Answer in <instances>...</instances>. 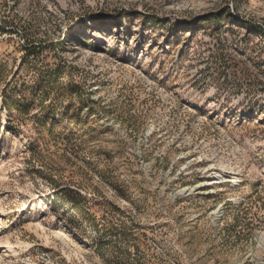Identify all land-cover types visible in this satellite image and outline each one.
I'll use <instances>...</instances> for the list:
<instances>
[{"label":"rangeland","instance_id":"374dc122","mask_svg":"<svg viewBox=\"0 0 264 264\" xmlns=\"http://www.w3.org/2000/svg\"><path fill=\"white\" fill-rule=\"evenodd\" d=\"M3 15L0 264H264V0Z\"/></svg>","mask_w":264,"mask_h":264},{"label":"trees","instance_id":"16d2710c","mask_svg":"<svg viewBox=\"0 0 264 264\" xmlns=\"http://www.w3.org/2000/svg\"><path fill=\"white\" fill-rule=\"evenodd\" d=\"M3 18L0 20V29L1 30H6V28L11 27V28H17L16 24L14 23V20L12 19L11 21L7 20L6 15L2 16ZM211 20L212 24L213 22H216L221 19V14H210L207 15V17H203L202 19L199 20ZM198 22L196 23V25ZM22 28V27H21ZM18 30V28H17ZM25 31L23 28L21 29ZM25 33V32H24ZM24 37V47L25 50L28 52H31L30 54H33L34 51L41 46L42 42L41 41H34L33 38L31 37H25V34L22 35ZM29 54V55H30ZM36 55V54H33ZM221 56V55H220ZM34 61H36L34 59ZM24 62V58L21 60V63ZM36 63V62H35ZM18 71V70H17ZM16 73V72H15ZM40 152H37L36 150H33L31 154V159H40ZM56 196V201L59 202V204L63 207H65L67 210L72 211L75 207H77V204L80 203V195L77 192H74L72 189H67V188H62L55 193Z\"/></svg>","mask_w":264,"mask_h":264},{"label":"bare ground","instance_id":"6f19581e","mask_svg":"<svg viewBox=\"0 0 264 264\" xmlns=\"http://www.w3.org/2000/svg\"><path fill=\"white\" fill-rule=\"evenodd\" d=\"M219 178H221V179H225V177H223V176H220ZM219 211H220V207H218V208L214 211V213H215V214H218Z\"/></svg>","mask_w":264,"mask_h":264}]
</instances>
